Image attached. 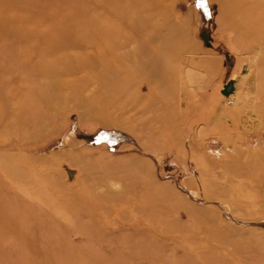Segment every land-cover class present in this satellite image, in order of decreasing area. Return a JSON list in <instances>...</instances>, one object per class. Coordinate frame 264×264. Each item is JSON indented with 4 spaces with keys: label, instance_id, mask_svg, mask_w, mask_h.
Returning a JSON list of instances; mask_svg holds the SVG:
<instances>
[{
    "label": "rangeland",
    "instance_id": "rangeland-1",
    "mask_svg": "<svg viewBox=\"0 0 264 264\" xmlns=\"http://www.w3.org/2000/svg\"><path fill=\"white\" fill-rule=\"evenodd\" d=\"M208 3L0 0V264H264V0Z\"/></svg>",
    "mask_w": 264,
    "mask_h": 264
},
{
    "label": "bare ground",
    "instance_id": "bare-ground-1",
    "mask_svg": "<svg viewBox=\"0 0 264 264\" xmlns=\"http://www.w3.org/2000/svg\"><path fill=\"white\" fill-rule=\"evenodd\" d=\"M201 1V4H199V10L200 11H202L203 13L205 12L206 14L203 16V17H205V18H207L208 16L210 17V18H212V16L209 14V12H210V10L212 9V5L211 4H209L208 3V0H200ZM219 4V5H218ZM218 4L216 5V8H219V9H223L224 7H225V4L224 3H219L218 2ZM230 8V7H229ZM214 11V10H213ZM214 26H215V24L213 23V22H211ZM211 24V25H212ZM192 27H193V25H192ZM189 28V27H188ZM186 29L185 30V33H184V37H191V36H193V32L192 31H190V29ZM195 29V28H194ZM194 29H193V31H194ZM195 36V35H194ZM200 36V35H199ZM165 38H167V39H169L168 40V43L166 44L167 45V47L169 46L170 48H181V46L179 45V46H177L178 44H174V43H172V42H170L171 41V39L169 38V35L168 34H166L165 35ZM180 44V43H179ZM214 45V44H213ZM214 47V46H213ZM179 48V49H180ZM195 49H197V48H195ZM195 49H193V50H195ZM107 119V118H106ZM105 119V120H106ZM107 122H109L108 121V119H107ZM220 141V140H219ZM249 154V153H248ZM239 164V163H238ZM226 171V170H225ZM231 171V170H230ZM223 176V175H222ZM225 179V178H224ZM205 180V179H204ZM202 189H204L205 190V192H203V191H201V194H202V192H203V194H204V196H205V199H209L211 196H213V195H211L212 193L210 192V190L208 189V187H206V184H205V186H204V188H202ZM93 190V189H92ZM92 190H89V187H86V186H82V185H80V187L78 188V190H75L71 195V199H69V203L70 204H67V203H63L64 205L63 206H65V210L68 212V211H70V206L69 205H72L71 206V209L72 210H75V212H77L78 210H87V211H90V213H102L101 214V217H100V220H98V224H96V228H97V230H99V231H101V232H103L104 230H102V228H106V229H108V228H111V225H109V226H105L104 224H102L101 223V220L104 218V214L106 213L105 212V210H101L102 208H101V203H103L104 201L102 200V198H104V199H106L105 197H101L100 195H98V194H96L94 191H92ZM214 191V190H213ZM225 191V190H224ZM89 192H91V194H90V196H89ZM218 194L217 195H215V196H217L218 198L220 197H222V196H224V192H223V190H219L218 192H217ZM196 194V193H195ZM239 194V193H238ZM202 196V195H201ZM226 196H227V194H226ZM214 197V196H213ZM212 197V198H213ZM247 197V196H246ZM215 198V197H214ZM239 198V197H238ZM238 198L236 199V200H238ZM202 199H203V197H202ZM240 200V199H239ZM76 201V204L74 203H72V202H75ZM233 201V200H232ZM242 201V200H241ZM239 202V201H238ZM219 203H220V200H219ZM218 204V203H217ZM219 205V204H218ZM221 205V204H220ZM68 206V207H67ZM133 207V209H132V211H133V213H135V212H137V211H139L140 210V207H139V205H137V206H135V205H132ZM239 206V205H238ZM58 207H60L61 208V205H58ZM233 207V206H232ZM234 207H237V206H234ZM142 208H143V206H142ZM227 209H230V208H228L227 207ZM59 208H57L55 205H53V204H50V205H45L42 209H41V212L44 214V217H48L50 214H57L58 212H59ZM101 211V212H100ZM104 213V214H103ZM126 218V217H125ZM128 218V217H127ZM45 219V218H44ZM12 220V219H11ZM129 220V219H128ZM152 220V219H151ZM140 221H141V224H143V227L144 228H150V231L152 232L156 227L153 225V224H149L148 222H143V220L142 219H136V223H134L133 224V228H136L137 229V227H138V224H140ZM153 221V220H152ZM12 222H14L13 220H12ZM111 222H112V225L113 226H115V221L114 220H111ZM110 222V223H111ZM117 223V222H116ZM133 223V222H132ZM200 223V222H199ZM202 225L200 226L201 227V229H202V231L203 232H207L208 234V237H209V239H215V240H213V241H215L217 244H219L218 246L219 247H222V245H220V244H223V240H222V238L220 239V237H216L217 236V234H218V232L216 233V231L214 230L213 231V229H212V226L210 225V223H201ZM196 225V224H195ZM146 226V227H145ZM0 227H4V225H3V223H1L0 224ZM154 232H155V230H154ZM153 232V233H154ZM221 249V248H220ZM222 250V249H221Z\"/></svg>",
    "mask_w": 264,
    "mask_h": 264
},
{
    "label": "water",
    "instance_id": "water-1",
    "mask_svg": "<svg viewBox=\"0 0 264 264\" xmlns=\"http://www.w3.org/2000/svg\"><path fill=\"white\" fill-rule=\"evenodd\" d=\"M231 92V86H229L227 89H225V91L223 92L224 96H228Z\"/></svg>",
    "mask_w": 264,
    "mask_h": 264
}]
</instances>
